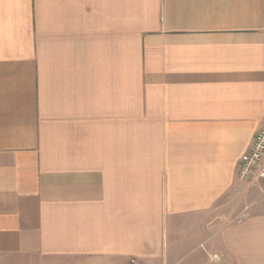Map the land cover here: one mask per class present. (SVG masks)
<instances>
[{
    "label": "crops",
    "instance_id": "1",
    "mask_svg": "<svg viewBox=\"0 0 264 264\" xmlns=\"http://www.w3.org/2000/svg\"><path fill=\"white\" fill-rule=\"evenodd\" d=\"M264 0H0V264H264Z\"/></svg>",
    "mask_w": 264,
    "mask_h": 264
},
{
    "label": "built area",
    "instance_id": "2",
    "mask_svg": "<svg viewBox=\"0 0 264 264\" xmlns=\"http://www.w3.org/2000/svg\"><path fill=\"white\" fill-rule=\"evenodd\" d=\"M237 177L244 183L259 182V189L264 192V123L255 135L250 150L243 156Z\"/></svg>",
    "mask_w": 264,
    "mask_h": 264
}]
</instances>
